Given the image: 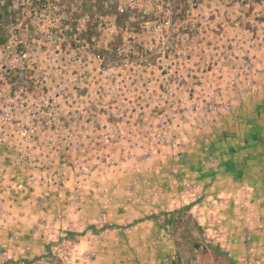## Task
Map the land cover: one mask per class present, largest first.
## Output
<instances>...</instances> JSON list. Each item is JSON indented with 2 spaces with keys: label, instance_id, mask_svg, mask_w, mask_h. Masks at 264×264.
Listing matches in <instances>:
<instances>
[{
  "label": "rangeland",
  "instance_id": "374dc122",
  "mask_svg": "<svg viewBox=\"0 0 264 264\" xmlns=\"http://www.w3.org/2000/svg\"><path fill=\"white\" fill-rule=\"evenodd\" d=\"M0 264H264V0H0Z\"/></svg>",
  "mask_w": 264,
  "mask_h": 264
},
{
  "label": "built area",
  "instance_id": "2783aa9c",
  "mask_svg": "<svg viewBox=\"0 0 264 264\" xmlns=\"http://www.w3.org/2000/svg\"><path fill=\"white\" fill-rule=\"evenodd\" d=\"M122 10V9H121Z\"/></svg>",
  "mask_w": 264,
  "mask_h": 264
}]
</instances>
